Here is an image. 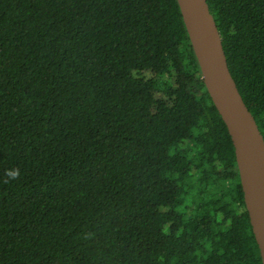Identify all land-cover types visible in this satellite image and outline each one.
I'll return each mask as SVG.
<instances>
[{
	"label": "trees",
	"instance_id": "1",
	"mask_svg": "<svg viewBox=\"0 0 264 264\" xmlns=\"http://www.w3.org/2000/svg\"><path fill=\"white\" fill-rule=\"evenodd\" d=\"M206 1L264 139V0ZM0 264H262L176 0H0Z\"/></svg>",
	"mask_w": 264,
	"mask_h": 264
},
{
	"label": "water",
	"instance_id": "2",
	"mask_svg": "<svg viewBox=\"0 0 264 264\" xmlns=\"http://www.w3.org/2000/svg\"><path fill=\"white\" fill-rule=\"evenodd\" d=\"M206 90L234 146L243 199L264 264V139L237 88L206 0H176Z\"/></svg>",
	"mask_w": 264,
	"mask_h": 264
},
{
	"label": "clouds",
	"instance_id": "3",
	"mask_svg": "<svg viewBox=\"0 0 264 264\" xmlns=\"http://www.w3.org/2000/svg\"><path fill=\"white\" fill-rule=\"evenodd\" d=\"M5 175L7 177V179L5 180V183H7L9 182V180L19 179L20 170L18 168L6 170Z\"/></svg>",
	"mask_w": 264,
	"mask_h": 264
}]
</instances>
